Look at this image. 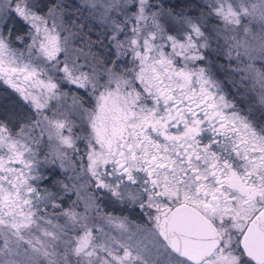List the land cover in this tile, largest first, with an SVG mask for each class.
Segmentation results:
<instances>
[{"label": "snow or ice", "instance_id": "6c2138e0", "mask_svg": "<svg viewBox=\"0 0 264 264\" xmlns=\"http://www.w3.org/2000/svg\"><path fill=\"white\" fill-rule=\"evenodd\" d=\"M199 7L0 0V264H264V0Z\"/></svg>", "mask_w": 264, "mask_h": 264}, {"label": "rangeland", "instance_id": "374dc122", "mask_svg": "<svg viewBox=\"0 0 264 264\" xmlns=\"http://www.w3.org/2000/svg\"><path fill=\"white\" fill-rule=\"evenodd\" d=\"M76 1L79 2V0H76ZM182 1L183 0H181V2ZM189 1L190 2L194 1V2L198 3V5H200V4H202L204 2V0H189ZM190 2H188L186 4L183 3L184 5H182V3H180L184 8H182L181 5H178V7L176 8L177 0H167V3L170 6H174V10L176 12H189L191 14H199V13L202 12L201 8H200L199 11L196 10L194 8L195 5H193L192 2L191 3ZM71 10H69V12ZM70 13H72V12H70ZM75 15L78 17L80 22H82V23H87L88 22V20H87V16H88L87 12H84L83 16L82 15L78 16L77 14H75ZM91 24L92 23H90V25H88L89 29H92V27L94 26L95 28H99V30H102V27L99 26L98 24H92V25ZM17 26H19V25H17ZM212 26H216L214 21L212 22ZM90 31H88L86 29L87 37H88ZM104 31H106V29ZM89 42L92 45V54L94 56H96L100 61L103 62L107 58H112L111 57V52L108 49V40H106L105 42H100V43H98V42L95 43L94 42L93 43V41L89 39ZM221 62H223V61H221ZM0 103H3L0 106V120H4L6 122L7 119L10 118V117L13 120H15L14 114L20 111V102H19L18 98L16 97V95L13 94L11 91H4V90L0 89ZM42 147L44 148L45 151H50L51 148L54 147V145L50 146V145H43L42 144ZM49 167H53V166H48V167L42 169V171L47 172ZM55 172H59L60 173L58 176H56L57 180H64L65 182H67V180L65 179V173L63 172V170H61V169H59L57 167V168H55ZM48 174L51 176V174L54 175V172H49ZM67 175H71V173L69 172ZM42 186L49 187L47 182H45ZM50 190L55 191V189L51 188V187H50ZM89 191H92V190L89 189ZM85 195H87V193H85ZM69 197H70V199H69ZM76 198L77 197H76L75 192H70L68 194V196H65V198H64L65 199V206L70 205L73 200H76ZM98 203H100L101 208L104 211H106V212H113V214L118 215V216L119 215L128 216V218L130 220H134V221H136L138 223L141 220L140 213H139L138 209H134L130 205L114 206L111 203V200L108 197V195L105 194V193H100V199L98 200ZM122 208H123V211L121 210ZM77 210L78 211H82V202H81V207L78 208Z\"/></svg>", "mask_w": 264, "mask_h": 264}, {"label": "trees", "instance_id": "16d2710c", "mask_svg": "<svg viewBox=\"0 0 264 264\" xmlns=\"http://www.w3.org/2000/svg\"><path fill=\"white\" fill-rule=\"evenodd\" d=\"M78 1H76V0H67V3H69L70 5H72V4H74V3H77ZM188 2H190L189 0H183L182 2H181V0H177V5H176V8L178 7V5H181L180 3H182V5H184V4H186V3H188ZM192 2V4L193 5H195L194 6V8L196 9V10H200V7H199V5H198V3H196V2H194V1H191ZM190 2V3H191ZM179 3V4H178ZM184 3V4H183ZM181 5V6H182ZM182 8H184L183 6H182ZM72 9V10H71ZM69 10H71L70 12H72V13H75V14H77L78 16H80V15H82L83 16V14H84V11L83 10H81L80 12H76V10H75V8L73 7V8H70ZM88 23V25H90V23L89 22H87ZM92 25V24H91ZM105 29L102 27V30H99V28H95L94 26L92 27V29H91V31H90V33H89V35H88V37H89V39L90 40H92L93 41V43L95 42H98V43H100V42H105L106 40H107V38L105 37V35H104V31ZM1 104H3V103H0V106H1ZM48 171V170H47ZM52 175V174H51ZM50 187V186H49Z\"/></svg>", "mask_w": 264, "mask_h": 264}]
</instances>
